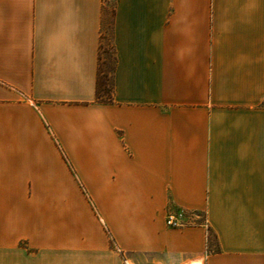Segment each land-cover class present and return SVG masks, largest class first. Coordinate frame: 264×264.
<instances>
[{"label":"crops","instance_id":"obj_1","mask_svg":"<svg viewBox=\"0 0 264 264\" xmlns=\"http://www.w3.org/2000/svg\"><path fill=\"white\" fill-rule=\"evenodd\" d=\"M0 200L63 264H264V0H0Z\"/></svg>","mask_w":264,"mask_h":264},{"label":"rangeland","instance_id":"obj_2","mask_svg":"<svg viewBox=\"0 0 264 264\" xmlns=\"http://www.w3.org/2000/svg\"><path fill=\"white\" fill-rule=\"evenodd\" d=\"M106 1V8L109 9L110 0ZM104 40L101 50V81L105 82L104 86L99 90V101H105L109 96V76L112 66V51L110 38L108 32L104 33ZM14 201L16 200H0V264H63L61 261V254H47L45 251L39 250L28 243L27 239L15 240L14 234L21 231L20 214H16L14 208ZM184 222L190 224L194 222H203V216L184 213ZM18 218H17V217ZM108 238V236H107ZM110 241V239H109ZM111 243V250L114 245ZM211 245L214 246V239L211 237ZM214 248V247H213ZM111 257H107L106 264L113 263L114 258H117L116 264H122L119 255L116 257L115 253H110ZM71 264V263H70Z\"/></svg>","mask_w":264,"mask_h":264},{"label":"built area","instance_id":"obj_3","mask_svg":"<svg viewBox=\"0 0 264 264\" xmlns=\"http://www.w3.org/2000/svg\"><path fill=\"white\" fill-rule=\"evenodd\" d=\"M182 213H179L177 216H167L166 225L171 228H181L185 226ZM117 255H119L122 264H132L120 250H116Z\"/></svg>","mask_w":264,"mask_h":264},{"label":"trees","instance_id":"obj_4","mask_svg":"<svg viewBox=\"0 0 264 264\" xmlns=\"http://www.w3.org/2000/svg\"><path fill=\"white\" fill-rule=\"evenodd\" d=\"M101 50H102V46L100 47V51H99V68H98V76H97V83H96V98L99 99V90H100V87L101 86H104L105 88V82L101 81V70H100V67H101ZM111 69H112V66H111ZM111 69H110V73H111ZM106 77H109V96H108V99L105 100V101H101V102H108L109 101V98H110V92H111V79H110V75L109 76H106Z\"/></svg>","mask_w":264,"mask_h":264}]
</instances>
